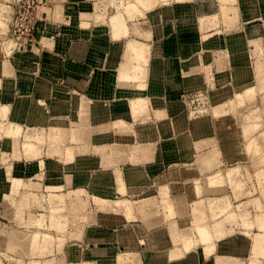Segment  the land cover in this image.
Masks as SVG:
<instances>
[{
  "label": "rangeland",
  "instance_id": "rangeland-1",
  "mask_svg": "<svg viewBox=\"0 0 264 264\" xmlns=\"http://www.w3.org/2000/svg\"><path fill=\"white\" fill-rule=\"evenodd\" d=\"M86 1L94 23L115 15L126 23L117 38V66L138 75L135 65L148 62L133 52L146 45L141 11L150 7L145 0ZM198 1H185L198 15L194 52L186 60L178 56L186 82L198 83L166 89L165 97L178 102L169 116L152 122L144 107L115 120V133L89 134L84 144L80 118L68 121L75 134L60 135L21 126L0 105V264H64L75 254L83 264L81 253L96 244L89 240L119 232L126 237L118 249L124 259L150 251L158 258L167 249L182 257L200 250L203 257L219 255L225 247L217 245L228 239L239 256L249 255V264H264V0H207L196 12ZM53 2L0 0V61L37 63L48 25L37 12ZM138 72L142 96L146 76L140 66ZM165 125L170 133H158ZM16 127L19 132H9ZM149 127L157 133L146 132ZM136 143L162 157L144 165L143 181L129 182L142 153ZM96 199L106 207H97ZM102 227L114 232L105 236ZM130 239L135 251L126 246ZM241 240L250 244L243 254Z\"/></svg>",
  "mask_w": 264,
  "mask_h": 264
},
{
  "label": "crops",
  "instance_id": "crops-1",
  "mask_svg": "<svg viewBox=\"0 0 264 264\" xmlns=\"http://www.w3.org/2000/svg\"><path fill=\"white\" fill-rule=\"evenodd\" d=\"M116 1L105 0V3L113 4ZM185 1L187 0H145V5L150 8L141 11L144 16L142 22L146 27L141 28L140 39L146 42V45L137 46L146 50L148 58L147 66L140 64V70L143 76L144 72L146 76L142 96L136 92L137 84L134 82L139 79L138 66L134 70L139 73L136 76L130 73L129 68L125 73L124 69L119 71L120 66H117L121 45L117 38L125 32L126 27V23L123 24L121 18L115 15L114 22L108 20L107 23H94L95 14L90 12V4L86 0H54L48 9L40 8L37 12L38 19L42 23L47 22L48 25L41 52L38 50L37 63L25 65L21 62L20 66H14L8 58H1L0 61V105L1 108L7 109V118L15 120L21 126L26 124L34 126L35 129L55 130L57 131L55 133L60 135L75 134L72 123L69 124L68 121L80 118L82 131H78L80 133L78 135H82L80 140L88 144L89 134L109 136L115 133L116 126H113L117 125L115 120L131 118L133 113H138L144 107L147 111L150 109L146 112L148 115L145 118H153L152 122L169 116L170 110L175 111L178 107V102H172L171 98L165 97L166 89L178 87L183 90L198 83V81L186 82V65L179 63L178 58L179 56L186 60L196 46L192 40L197 37L193 26L198 15L194 16L190 12L189 2ZM205 1L207 0L198 1L194 5L196 12L200 9V5L203 7L200 3H207ZM75 22L78 25H73ZM130 25L134 26L133 23ZM126 79L132 81L127 83ZM124 80L125 83H122ZM137 104H140L139 110H136ZM77 128L79 129L80 126ZM146 129V132H151L153 135L157 133L154 128ZM163 129L157 128L158 133L159 130L160 133L163 132L162 134L170 133L167 125ZM140 130L143 132L144 129ZM17 131L19 132L18 127L9 132ZM118 133L123 136V133ZM136 144L142 153L137 154L136 158L140 163L131 166L136 171L128 175L129 182L143 181L141 177L145 173L144 165L148 164L152 157L144 144ZM149 149L153 150V148ZM116 150L125 149L118 147ZM157 157L162 156L152 158ZM138 172L142 174L138 176ZM100 230L105 236L111 235L107 232V230L112 231L110 229L102 227ZM114 235L117 238L89 240L96 242L95 247L91 245V249L83 250L81 260L84 261L81 262L83 264H153L154 261L159 264H249V255L248 258L244 255L239 256L234 251L235 242L228 239L217 245L225 247L219 255L203 257L200 250L191 254L185 253L182 257L167 249L162 251L158 258H155L153 251H150L144 258L132 253L124 259L121 253H118V249L120 250L122 244L126 243V237L121 235V232ZM132 241V239L127 241L126 246H129L131 251H135ZM162 243L165 244L164 241ZM236 244L242 248L240 254H243L245 247H250L249 242L244 240ZM228 249L230 252L227 251ZM260 252L261 250H258V253ZM78 257L75 254L74 260H67L64 264H78L80 260Z\"/></svg>",
  "mask_w": 264,
  "mask_h": 264
},
{
  "label": "bare ground",
  "instance_id": "bare-ground-1",
  "mask_svg": "<svg viewBox=\"0 0 264 264\" xmlns=\"http://www.w3.org/2000/svg\"><path fill=\"white\" fill-rule=\"evenodd\" d=\"M145 4V3H144ZM136 48V50H135V53L133 52V55L136 57V58H138V60H141V61H146V59H147V53H146V50L145 49H142V48H137V47H135ZM140 62V61H139ZM135 66H141L140 64L139 65H135ZM141 76H142V74H140L139 75V79L141 78ZM140 104H137V106H138V109H136V110H139L140 109V106H139ZM136 106V105H135ZM215 180H216V177H215ZM21 181V180H20ZM63 185V184H62ZM64 188V187H63ZM84 190V189H83ZM80 192H82V191H80ZM71 195V194H70ZM69 195V196H70ZM74 195V194H73ZM83 195V194H82ZM82 195H80V196H82ZM77 196V195H76ZM84 196V195H83ZM62 197V196H61ZM79 197V196H78ZM97 198H99V197H97ZM105 201V200H104ZM104 201H100L99 199H96L95 201H94V203L97 205V207H99V208H103V207H106V205L104 206ZM93 203V202H92ZM108 203H110V202H108ZM109 205V204H108ZM115 205V204H114ZM113 205V206H114ZM98 211H99V209H98ZM237 234V233H236ZM243 235V234H242ZM251 241V240H250ZM261 238H256V239H254V242L256 243V244H260L261 243Z\"/></svg>",
  "mask_w": 264,
  "mask_h": 264
}]
</instances>
